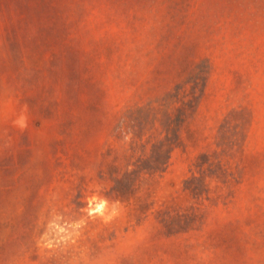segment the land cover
Here are the masks:
<instances>
[{
	"label": "rangeland",
	"instance_id": "374dc122",
	"mask_svg": "<svg viewBox=\"0 0 264 264\" xmlns=\"http://www.w3.org/2000/svg\"><path fill=\"white\" fill-rule=\"evenodd\" d=\"M262 208L264 0H0V264H229Z\"/></svg>",
	"mask_w": 264,
	"mask_h": 264
},
{
	"label": "crops",
	"instance_id": "0c3cea01",
	"mask_svg": "<svg viewBox=\"0 0 264 264\" xmlns=\"http://www.w3.org/2000/svg\"><path fill=\"white\" fill-rule=\"evenodd\" d=\"M247 220L246 228L232 238L229 264H264V208L255 209Z\"/></svg>",
	"mask_w": 264,
	"mask_h": 264
},
{
	"label": "clouds",
	"instance_id": "9594fccd",
	"mask_svg": "<svg viewBox=\"0 0 264 264\" xmlns=\"http://www.w3.org/2000/svg\"><path fill=\"white\" fill-rule=\"evenodd\" d=\"M14 123L17 127L23 129L27 126L26 117L21 115ZM86 212L89 217H99L105 222L110 221L119 214L118 207L115 204L110 206L105 199L96 196L88 199Z\"/></svg>",
	"mask_w": 264,
	"mask_h": 264
}]
</instances>
